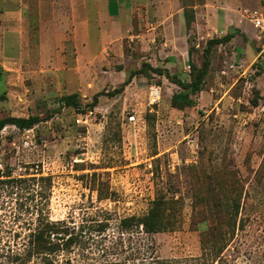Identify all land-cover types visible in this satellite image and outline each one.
<instances>
[{
    "label": "rangeland",
    "instance_id": "1",
    "mask_svg": "<svg viewBox=\"0 0 264 264\" xmlns=\"http://www.w3.org/2000/svg\"><path fill=\"white\" fill-rule=\"evenodd\" d=\"M257 3L0 0V118L39 117L30 128L0 129V178L52 175L50 217L85 222L71 264H142L126 240L117 252L101 247L87 224L107 220L115 236L122 216L146 212L159 195L175 199L177 218L174 229L147 235L160 257L209 264L201 233L220 221L225 245L213 264H264V55L245 11ZM185 6L194 11L189 27ZM229 32L210 47L193 103L173 106L182 88L173 79L190 82L207 40ZM72 92L75 106L62 100ZM28 193L0 182V264H20ZM232 217L234 229L225 224Z\"/></svg>",
    "mask_w": 264,
    "mask_h": 264
},
{
    "label": "trees",
    "instance_id": "2",
    "mask_svg": "<svg viewBox=\"0 0 264 264\" xmlns=\"http://www.w3.org/2000/svg\"><path fill=\"white\" fill-rule=\"evenodd\" d=\"M185 23L189 27L194 18L192 7L185 6ZM233 36L232 32L226 33L221 37L215 36L207 40V46L204 50V58L201 65L195 70L194 76L190 82H185L182 78H176L175 81L182 88L170 97L173 106L183 107L193 103L189 92L200 90L204 76L210 63L209 50L212 44L221 42ZM129 81V77L124 83ZM189 90H186V88ZM103 91L96 92L93 95L92 105L97 101V97ZM62 100L67 105H77V94L75 92L64 94ZM252 103L257 104V98H252ZM39 120L38 115L30 114L27 116H9L0 118V129L6 124L11 123L20 129L30 128ZM4 177L0 182L9 184L23 185L29 189L28 198L31 203L27 205L30 210L31 226L27 233V241L22 244L21 250L14 253V259L19 260L20 264H27L33 257L38 256L42 264H71L70 252L74 246L82 243V237L85 235V222L78 226L70 224L65 219H53L49 215V202L52 187L51 174H32L30 176H12L11 172L3 173ZM237 208V205H236ZM233 218V217H232ZM230 218L225 222L227 227L235 228V218ZM177 223L175 215V199H168L164 196H157L151 200L146 212L142 214H128L122 216L117 224V235L109 237L105 232L108 225L107 220H97L89 222L88 228L96 231L98 237H93L97 244L103 248H108L109 252H117L118 248L126 240V249L138 251L142 264H173L175 261L171 258L160 257L155 252L154 241L150 240L147 235L159 231L174 229ZM222 222L211 224L201 233L200 245L203 249V255H210L212 260L209 264L219 258L224 247L225 240L221 234ZM109 237V238H108ZM110 240L109 244H104V240ZM87 240V239H85ZM120 244V246H118ZM123 249V248H122ZM61 257V258H60ZM64 257V258H62ZM64 262V263H63ZM106 264H123L122 260H106Z\"/></svg>",
    "mask_w": 264,
    "mask_h": 264
},
{
    "label": "built area",
    "instance_id": "3",
    "mask_svg": "<svg viewBox=\"0 0 264 264\" xmlns=\"http://www.w3.org/2000/svg\"><path fill=\"white\" fill-rule=\"evenodd\" d=\"M246 18L255 29V39L258 43V55H264V0H258L256 6L245 8ZM160 95L158 85L150 86L149 96L156 101ZM132 117V116H131Z\"/></svg>",
    "mask_w": 264,
    "mask_h": 264
}]
</instances>
